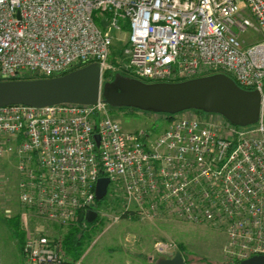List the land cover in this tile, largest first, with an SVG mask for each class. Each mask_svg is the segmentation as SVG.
Masks as SVG:
<instances>
[{
    "label": "built area",
    "instance_id": "built-area-1",
    "mask_svg": "<svg viewBox=\"0 0 264 264\" xmlns=\"http://www.w3.org/2000/svg\"><path fill=\"white\" fill-rule=\"evenodd\" d=\"M93 62L102 77L145 82L225 73L261 92L259 120L242 130L219 113H159L167 125L153 135L123 128L102 96L1 106L0 159L15 160L26 208L58 225L86 219L108 177L105 197L115 189L128 209L217 227L235 261L264 255V0H0V81ZM23 255L28 264H84L30 230Z\"/></svg>",
    "mask_w": 264,
    "mask_h": 264
},
{
    "label": "rangeland",
    "instance_id": "rangeland-1",
    "mask_svg": "<svg viewBox=\"0 0 264 264\" xmlns=\"http://www.w3.org/2000/svg\"><path fill=\"white\" fill-rule=\"evenodd\" d=\"M127 37V33H119ZM252 34L250 39L257 38ZM248 42H252L248 40ZM120 43L116 40V50ZM118 75L115 74L110 81ZM103 78V87L110 81ZM111 114L131 131L141 129L159 134L167 123L161 114L126 107H110ZM249 126L247 128H250ZM242 130L246 127L241 126ZM19 176L16 162L12 158L0 159V259L1 264H28L19 241L20 231L25 238L31 232L47 233L61 242L66 235L74 232L79 237L76 254L64 257L69 261L83 259L84 264H157L159 257H172L182 251L188 264H230L236 262L227 249V238L222 230L204 224H193L176 217H160L137 209H128L120 192H110L108 197L97 202L98 218L88 222L79 217L68 225H58L39 218L28 210L19 199ZM114 193V194H113ZM20 220L16 230L12 221ZM11 223V225H10ZM167 243L166 252L159 251L158 243ZM64 248V246H63ZM65 249V248H64ZM77 258V259H76Z\"/></svg>",
    "mask_w": 264,
    "mask_h": 264
},
{
    "label": "water",
    "instance_id": "water-1",
    "mask_svg": "<svg viewBox=\"0 0 264 264\" xmlns=\"http://www.w3.org/2000/svg\"><path fill=\"white\" fill-rule=\"evenodd\" d=\"M100 63L93 62L63 75L49 78L0 81V107L12 104L46 106L57 103L94 104L102 96L112 107H131L156 113L175 114L185 110L219 113L237 126L255 124L260 117L262 94L241 87L225 73H213L177 82H145L118 75L103 87ZM97 144L100 135L95 134ZM110 179L100 177L96 197L103 199ZM98 218L89 210L88 222ZM157 264H187L182 251L159 257ZM239 264H264V255H254Z\"/></svg>",
    "mask_w": 264,
    "mask_h": 264
},
{
    "label": "trees",
    "instance_id": "trees-1",
    "mask_svg": "<svg viewBox=\"0 0 264 264\" xmlns=\"http://www.w3.org/2000/svg\"><path fill=\"white\" fill-rule=\"evenodd\" d=\"M113 74L111 73V71L109 70L108 72H105L104 74V77L106 78V80L110 81L111 78H113ZM35 78H39L37 75H28V76H25L23 77L22 79H35ZM128 109H137V108H131V107H126ZM140 110V109H139ZM196 111L200 112L201 110H197L195 109ZM201 112H204V111H201ZM11 225V223H10ZM12 226L13 228L16 230V228H19L20 227V220L17 218L15 220L12 221ZM17 231V230H16ZM20 236L19 237V241L22 243V250H23V247H24V243H25V233L20 231L19 233ZM80 239L79 237H75L74 236V232H70L66 235V237L61 240L62 241V248L63 250H65L66 253L68 254H73L76 252V248L79 247V244H81L80 242ZM75 256L77 257V254L75 253ZM77 259V258H76ZM69 260V259H68ZM187 261V260H186ZM230 264H239L238 261L236 262H229ZM188 264V263H187Z\"/></svg>",
    "mask_w": 264,
    "mask_h": 264
}]
</instances>
